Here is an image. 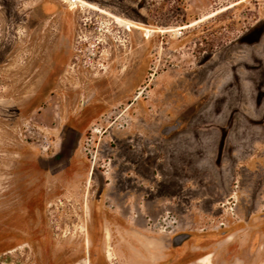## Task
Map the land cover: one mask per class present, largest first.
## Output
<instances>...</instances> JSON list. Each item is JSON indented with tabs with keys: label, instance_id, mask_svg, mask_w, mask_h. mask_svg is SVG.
<instances>
[{
	"label": "rangeland",
	"instance_id": "1",
	"mask_svg": "<svg viewBox=\"0 0 264 264\" xmlns=\"http://www.w3.org/2000/svg\"><path fill=\"white\" fill-rule=\"evenodd\" d=\"M203 258L264 264V0H0V264Z\"/></svg>",
	"mask_w": 264,
	"mask_h": 264
},
{
	"label": "flooded vegetation",
	"instance_id": "2",
	"mask_svg": "<svg viewBox=\"0 0 264 264\" xmlns=\"http://www.w3.org/2000/svg\"><path fill=\"white\" fill-rule=\"evenodd\" d=\"M184 239H185V238L183 237L181 240H179V243H182V242L184 241ZM203 259H204V258H203ZM203 259H200L199 261L202 262ZM202 263H203V262H202ZM209 264H210V263H209Z\"/></svg>",
	"mask_w": 264,
	"mask_h": 264
},
{
	"label": "bare ground",
	"instance_id": "3",
	"mask_svg": "<svg viewBox=\"0 0 264 264\" xmlns=\"http://www.w3.org/2000/svg\"><path fill=\"white\" fill-rule=\"evenodd\" d=\"M202 262L205 263V264H208V263H209L208 260H207L206 258L203 259Z\"/></svg>",
	"mask_w": 264,
	"mask_h": 264
}]
</instances>
